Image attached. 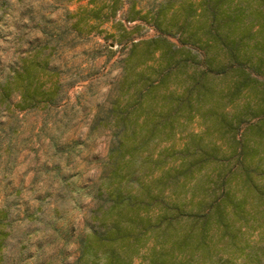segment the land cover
<instances>
[{
	"label": "rangeland",
	"instance_id": "obj_1",
	"mask_svg": "<svg viewBox=\"0 0 264 264\" xmlns=\"http://www.w3.org/2000/svg\"><path fill=\"white\" fill-rule=\"evenodd\" d=\"M213 10L217 20L211 26ZM226 14L240 17L235 26L242 62L224 77L205 81L213 86L212 95L194 102L191 112L177 113L172 130L150 135L143 129L136 136L147 140L133 151L129 168L140 180L156 178V168L173 164L184 152L192 161L198 143L222 161L203 162L199 173L193 167L180 177V186L168 194L180 201L222 192L217 172L244 160L243 143L252 151L248 160L264 170V112L259 109L264 97V0H0V85L11 77L5 94L0 93V264H74L78 236L88 232L85 221L107 163L128 157L131 140L123 138V147L113 151L121 135L110 108L128 97L133 102L131 83L139 69L145 78L155 79L152 66L160 65L162 52L182 63L172 67L167 83L155 80L148 86L161 84L146 111L159 109L164 92L180 94L188 76L205 69L207 54L221 57L224 44L213 40V32L220 28L219 33L229 34L223 26L232 19L225 21ZM154 48L159 50L148 53ZM43 61L47 76L38 84L47 90L58 85L54 101L41 98L36 106L22 109L17 71L24 64L41 67ZM246 76L252 79L250 86L236 94L234 81L244 84ZM222 112L234 123L233 130H218L211 123ZM186 144L189 149L180 153ZM235 148L238 156H231ZM228 179V189L244 191L242 179L231 174ZM245 209L246 220L235 223L238 247L244 249L235 253V263L252 264L256 255L264 263V204L247 203ZM191 226L176 225L177 233ZM162 240L149 238L131 255L130 264H150V251ZM184 253L189 252L182 253L187 257Z\"/></svg>",
	"mask_w": 264,
	"mask_h": 264
},
{
	"label": "trees",
	"instance_id": "obj_2",
	"mask_svg": "<svg viewBox=\"0 0 264 264\" xmlns=\"http://www.w3.org/2000/svg\"><path fill=\"white\" fill-rule=\"evenodd\" d=\"M213 0H204L210 4ZM220 0H214L218 3ZM213 21L211 26L217 20L216 12L212 11ZM225 21L232 19L231 23H225L223 28L229 34L219 33L220 28H215L213 40L222 41L224 50L221 57L216 54H207L205 58V69L201 72H193L188 76V82L184 83L183 91L180 94L174 92H164L162 95L163 103L159 109L153 113L146 109L152 107L156 96H159L157 87L167 83V77L174 73L173 66L182 62L174 59L172 55L165 57L162 52L159 55V61L162 59L165 63H157L152 66L155 79L145 78L143 69L136 71L138 79L131 83L134 97L130 102V97L123 103H114L109 110V114L115 120L117 127V146L123 147L122 139L130 141L126 149L127 158L122 156V160L114 158L107 163L109 167L107 174L102 177L93 198L96 200L93 208L90 210L89 219L85 221L88 232L78 236L79 255L74 264H130L131 255L134 254L149 238L162 236L161 245L150 251L148 260L150 264H248L235 263V253L244 250L238 247L240 228L235 224L237 220H246L247 211L245 205L264 204V170L261 165L253 164L248 160L252 151L247 143L240 145V154L244 160L235 162L233 167H221L217 172V180L223 179L222 192L217 195L214 193L210 197H202L198 201H180L168 196L174 192L178 185L180 177L188 176V172L194 169L199 173L202 170V164L216 160L217 154L214 150H204L200 144L194 145V153L190 154L192 161H187L186 152L182 157L171 165H161L155 169L158 171L157 177L149 181L140 180L133 177L129 168L132 164L131 157L133 151L147 141L136 139L137 134L145 129L150 135L161 132L164 128L172 130L174 117L180 112H191L194 108V102H200L207 94L212 95L213 86L208 85L211 79L213 82L218 76L224 77L232 68H236L243 60L241 52L237 47V27L236 21L240 18L237 15L231 17L226 14ZM231 24V25H230ZM212 28V27H211ZM210 28V30H211ZM241 38V37H240ZM233 43V46H232ZM239 45H242V41ZM243 46V45H242ZM152 49L148 53H153ZM137 54L136 51H134ZM142 55V53H141ZM221 60V61H219ZM41 62L35 65H40ZM41 67L24 64L17 71L19 80L18 88L21 97V108L34 107L43 98L45 102H53L57 94L58 85L43 89V83L38 84V80L47 76L46 61H43ZM162 64H164L162 66ZM187 73V72H186ZM24 75V76H23ZM16 77L14 76V79ZM181 78V77H180ZM162 82L160 85L155 83ZM252 79L246 76L244 84L234 81L235 92L241 90V87L250 86ZM149 81V85L148 82ZM11 77L8 76L6 82L0 85V93L5 94L9 88ZM156 83V84H157ZM42 85V86H41ZM149 86V87H148ZM130 88V85H129ZM195 96V97H194ZM231 98L230 100H232ZM220 102L219 98L214 104ZM259 109L264 112V97H261ZM147 114V115H146ZM220 119L221 123L217 120ZM213 126L220 130L222 127L233 130L234 123L228 120L224 112L215 114L211 119ZM127 132L130 135H127ZM145 136V135H144ZM232 137L235 140V135ZM140 142V143H139ZM182 151H187L189 145ZM237 154L235 148L231 156ZM112 150L110 159L112 158ZM174 161V160H172ZM218 162H221L219 160ZM125 170V171H124ZM231 174L234 178L241 180L244 191H232L225 185L227 175ZM126 175L128 176L126 179ZM205 198V199H204ZM188 205V208H186ZM192 223L193 226L184 229L182 233H177L176 225ZM197 225V226H195ZM195 226V227H194ZM2 231L0 230V247H2ZM186 256H182V253ZM244 252V251H243ZM181 254V255H180ZM245 256H251L250 253H244ZM246 257V258H247ZM252 264H264L259 255L255 256ZM84 261L85 263H81Z\"/></svg>",
	"mask_w": 264,
	"mask_h": 264
}]
</instances>
